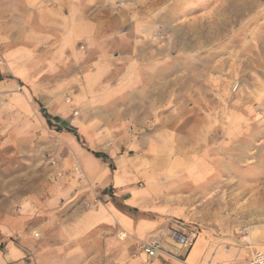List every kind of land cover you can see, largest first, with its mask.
Segmentation results:
<instances>
[{
	"label": "crops",
	"instance_id": "obj_1",
	"mask_svg": "<svg viewBox=\"0 0 264 264\" xmlns=\"http://www.w3.org/2000/svg\"><path fill=\"white\" fill-rule=\"evenodd\" d=\"M118 3L124 10L110 14ZM139 3L0 0V95L29 111L28 95L36 94L80 167L70 158L52 183L43 174L38 230L0 241V264H29L34 250V264H247L264 251L259 244L248 256L236 242L219 164L178 142L164 110L171 80L157 91L144 79L150 70L137 68L138 39L149 33L132 9ZM81 134L91 150L79 144ZM169 237H186L189 246ZM153 240L165 252L149 256L142 244Z\"/></svg>",
	"mask_w": 264,
	"mask_h": 264
},
{
	"label": "rangeland",
	"instance_id": "obj_2",
	"mask_svg": "<svg viewBox=\"0 0 264 264\" xmlns=\"http://www.w3.org/2000/svg\"><path fill=\"white\" fill-rule=\"evenodd\" d=\"M139 2L132 9L140 30L149 33L138 39L134 62L141 73L150 70L144 79L157 91L171 80L164 110L172 115L178 142L219 164L222 204L233 200L235 239L248 246L249 256L264 244V0ZM122 10L118 3L109 13ZM28 97L29 111H21L19 102L0 95V241L38 230L43 174L52 183L53 172L70 158L80 169L67 135L45 122L36 94ZM78 141L91 150L83 134ZM34 257L35 250L29 264Z\"/></svg>",
	"mask_w": 264,
	"mask_h": 264
},
{
	"label": "built area",
	"instance_id": "obj_3",
	"mask_svg": "<svg viewBox=\"0 0 264 264\" xmlns=\"http://www.w3.org/2000/svg\"><path fill=\"white\" fill-rule=\"evenodd\" d=\"M5 60L0 57V65H4ZM188 238H182L181 242H184V246L188 247L189 243L186 245ZM142 248L149 256H156L165 252L158 240L146 241L142 244ZM247 264H264V251H257L252 253V257Z\"/></svg>",
	"mask_w": 264,
	"mask_h": 264
},
{
	"label": "trees",
	"instance_id": "obj_4",
	"mask_svg": "<svg viewBox=\"0 0 264 264\" xmlns=\"http://www.w3.org/2000/svg\"><path fill=\"white\" fill-rule=\"evenodd\" d=\"M47 116V115H46ZM95 154L97 155V156H102V155H104L103 153H101V152H95Z\"/></svg>",
	"mask_w": 264,
	"mask_h": 264
},
{
	"label": "water",
	"instance_id": "obj_5",
	"mask_svg": "<svg viewBox=\"0 0 264 264\" xmlns=\"http://www.w3.org/2000/svg\"><path fill=\"white\" fill-rule=\"evenodd\" d=\"M172 232L175 234V232L172 230ZM178 234V233H177ZM179 235V234H178Z\"/></svg>",
	"mask_w": 264,
	"mask_h": 264
},
{
	"label": "bare ground",
	"instance_id": "obj_6",
	"mask_svg": "<svg viewBox=\"0 0 264 264\" xmlns=\"http://www.w3.org/2000/svg\"><path fill=\"white\" fill-rule=\"evenodd\" d=\"M125 235V234H124ZM187 243V242H186Z\"/></svg>",
	"mask_w": 264,
	"mask_h": 264
}]
</instances>
